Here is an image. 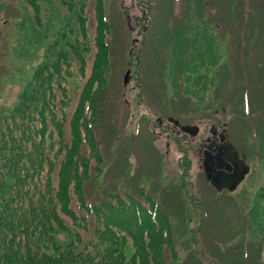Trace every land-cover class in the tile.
<instances>
[{
  "label": "rangeland",
  "instance_id": "obj_1",
  "mask_svg": "<svg viewBox=\"0 0 264 264\" xmlns=\"http://www.w3.org/2000/svg\"><path fill=\"white\" fill-rule=\"evenodd\" d=\"M3 2L0 129L52 45L74 57L72 65L67 57L72 81L80 55L89 53L79 43L96 36L101 2L112 25L102 31L111 49L110 86L94 128L99 156H88L89 204L145 190L173 226L177 256L167 249L169 264H264V0ZM251 15L256 22L250 26ZM176 40L190 49L186 62L177 60L183 49L172 47ZM96 51L88 54L89 67ZM83 81L81 72L72 86ZM171 118L199 134L178 138ZM214 132L246 155L249 171L235 190H215L199 159L198 138ZM258 195L255 221L249 212ZM83 213L87 227L79 231L92 239L98 217Z\"/></svg>",
  "mask_w": 264,
  "mask_h": 264
},
{
  "label": "trees",
  "instance_id": "obj_2",
  "mask_svg": "<svg viewBox=\"0 0 264 264\" xmlns=\"http://www.w3.org/2000/svg\"><path fill=\"white\" fill-rule=\"evenodd\" d=\"M5 8L0 0V14ZM103 15L98 2L96 36L79 43L89 53L96 46L91 66L89 53L76 55L81 64L70 81L67 57L71 65L74 57L52 45L18 105L3 117L0 264H169L166 250L177 256L171 220L147 191L141 190L139 197L115 193L107 201L88 202V156H99L94 128L110 86L111 49L105 34L112 25ZM79 18L86 34V18ZM248 22H256L255 16ZM185 45L182 40L172 45L178 52L183 49L180 62H186L190 51ZM81 72L84 81L72 86ZM174 83L180 94L178 81ZM260 198L255 197L249 212L255 221L261 216ZM85 210L98 217L92 239L79 231L87 227Z\"/></svg>",
  "mask_w": 264,
  "mask_h": 264
},
{
  "label": "flooded vegetation",
  "instance_id": "obj_3",
  "mask_svg": "<svg viewBox=\"0 0 264 264\" xmlns=\"http://www.w3.org/2000/svg\"><path fill=\"white\" fill-rule=\"evenodd\" d=\"M181 135H189L182 131V128L177 127V137L180 138ZM193 137V136H192ZM197 139V138H196ZM195 140V139H194ZM200 143L196 146L198 148V156L205 168V174L208 182L213 186L211 181H215L218 185L222 183H227L229 180L240 179L242 182L245 181L246 174L249 168L245 165L247 160L244 159V153L238 150V155L230 152L227 146L228 137L221 132H216L214 134H208L206 137L198 138ZM214 164V167L210 166V162ZM186 174H189V169H186ZM241 184L236 185L233 189L239 187ZM229 191V190H223ZM221 193V192H220Z\"/></svg>",
  "mask_w": 264,
  "mask_h": 264
},
{
  "label": "water",
  "instance_id": "obj_4",
  "mask_svg": "<svg viewBox=\"0 0 264 264\" xmlns=\"http://www.w3.org/2000/svg\"><path fill=\"white\" fill-rule=\"evenodd\" d=\"M171 122L174 123L175 126H179L180 122L178 120H175L173 118L170 119ZM182 130L188 134H191L192 136H196L199 133V128L198 127H194V126H184L182 128ZM214 135H216V133H214ZM226 148L230 151L233 152L235 155H238V151L235 149V147L232 145V143L230 141L227 142V146ZM210 162V161H209ZM210 166L214 167V164L212 162H210ZM212 184L216 187V189L221 192L224 189H228V190H233V187L238 184H240L242 181L240 179L238 180H229L227 183H222L221 185H218L215 181H211Z\"/></svg>",
  "mask_w": 264,
  "mask_h": 264
}]
</instances>
